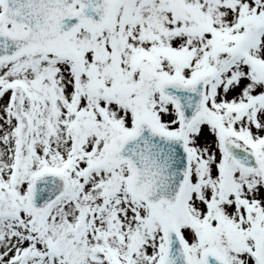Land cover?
<instances>
[{
  "label": "snow or ice",
  "instance_id": "1",
  "mask_svg": "<svg viewBox=\"0 0 264 264\" xmlns=\"http://www.w3.org/2000/svg\"><path fill=\"white\" fill-rule=\"evenodd\" d=\"M0 264H264V0H0Z\"/></svg>",
  "mask_w": 264,
  "mask_h": 264
}]
</instances>
